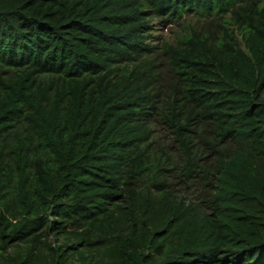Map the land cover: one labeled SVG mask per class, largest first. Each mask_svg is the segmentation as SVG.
Segmentation results:
<instances>
[{
    "label": "trees",
    "instance_id": "trees-1",
    "mask_svg": "<svg viewBox=\"0 0 264 264\" xmlns=\"http://www.w3.org/2000/svg\"><path fill=\"white\" fill-rule=\"evenodd\" d=\"M0 264H264V0H0Z\"/></svg>",
    "mask_w": 264,
    "mask_h": 264
},
{
    "label": "rangeland",
    "instance_id": "rangeland-1",
    "mask_svg": "<svg viewBox=\"0 0 264 264\" xmlns=\"http://www.w3.org/2000/svg\"><path fill=\"white\" fill-rule=\"evenodd\" d=\"M215 11V10H214ZM217 16L215 13L202 14L199 9L196 7L187 8L181 17L176 20L173 24L166 27L157 26L154 31V45L158 44L162 46L163 44H174L178 42L187 31L192 28H200L203 22L210 21L215 19ZM228 15H225L224 18L228 19ZM158 24V23H155ZM158 63L164 68V62L161 60V57L158 58ZM167 79H170V76L167 74ZM169 91V87L163 82V88L160 92L162 96ZM155 136L158 141L162 144L164 151L176 158V151L174 146L171 143L170 135L167 131L160 125L155 126Z\"/></svg>",
    "mask_w": 264,
    "mask_h": 264
}]
</instances>
